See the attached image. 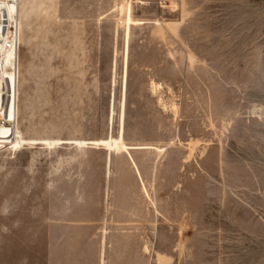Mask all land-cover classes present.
<instances>
[{
  "label": "rangeland",
  "instance_id": "374dc122",
  "mask_svg": "<svg viewBox=\"0 0 264 264\" xmlns=\"http://www.w3.org/2000/svg\"><path fill=\"white\" fill-rule=\"evenodd\" d=\"M0 10V264H264V0Z\"/></svg>",
  "mask_w": 264,
  "mask_h": 264
},
{
  "label": "built area",
  "instance_id": "2783aa9c",
  "mask_svg": "<svg viewBox=\"0 0 264 264\" xmlns=\"http://www.w3.org/2000/svg\"><path fill=\"white\" fill-rule=\"evenodd\" d=\"M19 48L20 33L18 23L15 19H10L7 11L0 10V113H2L3 108H5L8 99L11 100L13 97L11 87L13 84L8 83V78L5 76V72L8 70V57L13 55L17 64ZM16 71H18V68ZM0 126L12 129L10 122L5 119H0ZM0 145V150H3L6 147L5 145L8 144L2 143Z\"/></svg>",
  "mask_w": 264,
  "mask_h": 264
},
{
  "label": "bare ground",
  "instance_id": "6f19581e",
  "mask_svg": "<svg viewBox=\"0 0 264 264\" xmlns=\"http://www.w3.org/2000/svg\"><path fill=\"white\" fill-rule=\"evenodd\" d=\"M14 9H12L11 10V14H13L14 15ZM15 63H16V60H15V58H14V56H12L11 57V59H10V64L12 65V66H14L15 65ZM11 139H8V138H2V139H0V144H2V143H7L8 145H9V143H8V141H10ZM8 145H5V146H8ZM0 148H1V145H0Z\"/></svg>",
  "mask_w": 264,
  "mask_h": 264
}]
</instances>
